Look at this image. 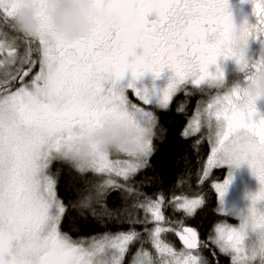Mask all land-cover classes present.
Listing matches in <instances>:
<instances>
[{"label":"snow or ice","instance_id":"snow-or-ice-1","mask_svg":"<svg viewBox=\"0 0 264 264\" xmlns=\"http://www.w3.org/2000/svg\"><path fill=\"white\" fill-rule=\"evenodd\" d=\"M93 2L92 31L66 42L51 31L43 15L46 0H31L37 30L9 40L8 30L16 32L13 17L23 0H0V264H125L133 246L130 264H212L204 250L217 264L216 251L230 257L231 264H264V211L257 208L264 201V118L253 121L254 103L244 100L239 89L208 100L182 132L189 138L207 129L211 154L203 177L225 164L238 168L247 163L257 178L261 187L250 196L246 213L237 214L238 225L216 223L202 240L183 218L166 217L163 190L153 198L134 186V178L150 167L155 151L153 140L160 125L154 110L167 111L173 97L189 88L224 87L217 61L230 58L225 43L236 29L228 0ZM251 2L258 20L241 26L250 37L254 27L264 32V5ZM177 13L186 17L183 26L173 24ZM151 15L155 19L149 21ZM213 34L221 36L220 44L208 43ZM137 49H142L140 55ZM214 64L213 74L208 69ZM165 69L173 76L162 90L136 86L145 74L151 73L155 80ZM126 73L132 80L127 89L117 91ZM129 92L143 106L133 103ZM108 122L137 133L131 150L116 153L124 159L100 152L92 139ZM83 140L89 141L90 150L81 159L77 144ZM54 162L75 172L83 184L79 201L73 204L81 215L102 224L125 213L129 224L144 225L143 232L130 227L87 239L64 232L67 206L57 194L61 169L53 172ZM89 174L102 179L93 181ZM231 181L229 172L222 184L213 185L226 217L230 214L223 202ZM111 191H119L132 203L110 210L106 198ZM168 203L192 218L205 201L176 195ZM169 234L178 237L180 249L168 240Z\"/></svg>","mask_w":264,"mask_h":264},{"label":"trees","instance_id":"trees-1","mask_svg":"<svg viewBox=\"0 0 264 264\" xmlns=\"http://www.w3.org/2000/svg\"><path fill=\"white\" fill-rule=\"evenodd\" d=\"M34 71H38V67ZM186 92L190 94L186 95ZM215 93L216 90L200 91L189 88L174 96L167 111L154 110L159 117L160 125L153 140L155 151L150 158V167L143 169L134 178V186L137 190L153 198L163 190L166 198L164 208L166 217L173 221L183 218L185 226L198 229L202 240L207 239L216 223L234 221L221 214L218 196L213 187V179L220 181L223 174L212 173L207 178L203 177V169L211 150L207 139V129L189 138H184L182 135L183 129L195 117L199 107ZM181 109L183 111H180ZM197 140L201 142L197 143ZM112 156H115V153ZM57 169H61L57 194L67 206V212L61 225L64 232L74 239H87L104 232L128 230L130 227L143 232L144 227L141 224L131 225L127 222L128 217L125 213L113 219H105L102 224L90 215L87 217L81 215L73 204L78 203L81 194L78 190L83 188V184L77 174L71 172L67 166L56 162L52 165V170L55 172ZM88 178L93 181L102 179V177L91 174ZM201 179L203 183H200ZM176 195H187L189 198L203 197L205 204L197 210L194 217L185 218L182 212L174 211L168 203ZM131 203V199L127 201L122 199L119 191H111L106 198V204L110 210H122L126 204ZM139 215L143 218L142 212ZM167 238L174 243L175 247H182L175 235L169 234ZM135 250L136 247L128 253L125 264H130ZM203 254L212 261V264H217L208 250H204ZM216 256L218 264H231L230 257L223 256L218 251H216Z\"/></svg>","mask_w":264,"mask_h":264},{"label":"clouds","instance_id":"clouds-1","mask_svg":"<svg viewBox=\"0 0 264 264\" xmlns=\"http://www.w3.org/2000/svg\"><path fill=\"white\" fill-rule=\"evenodd\" d=\"M43 15L47 18L49 27L55 35L66 42L85 38L93 29V20L96 19L93 0H46ZM186 17L177 13L173 24L183 26ZM39 26L35 13V6L31 0H23L13 17V27L16 32L24 35L33 34ZM251 26V25H249ZM250 41L242 27L235 29L227 38L225 47L236 63L237 71L243 73L244 83L237 88L244 100H251L256 108L257 102H264V59L251 60L249 53ZM222 42L219 34L210 35L208 43L217 45ZM261 53L264 54V39H260ZM239 61V62H237ZM137 133L134 129L113 123H105L93 136L97 149L107 154L119 151H128L133 147V140ZM77 148L80 158L83 159L89 152V141L78 142Z\"/></svg>","mask_w":264,"mask_h":264},{"label":"rangeland","instance_id":"rangeland-1","mask_svg":"<svg viewBox=\"0 0 264 264\" xmlns=\"http://www.w3.org/2000/svg\"><path fill=\"white\" fill-rule=\"evenodd\" d=\"M2 58L3 57L0 56V59H2ZM217 64L219 65L220 69L223 71V74H224V81H225L224 87L213 89V88L205 85L203 90H216V93L212 96V97H214L217 94H222L224 91H228V90L232 89L238 83L241 86H243L244 79H245L244 75H243V73H240L237 71L236 63L234 60L224 59L221 57V58H218ZM217 64L210 65L208 71L210 73H213V74L216 73ZM2 72H3V69H2V71H0V74H2ZM172 76H173V73L171 72V70H168V69H165L161 73L160 77L158 79H155V80L153 79V76L151 73H147V74H145V76L140 81L136 82V86L137 87H146L149 89H151L153 86H155L157 89L162 90L163 88H165L167 86V84L169 83V79ZM104 88H105V90H107V88L105 86H104ZM194 90H196V89H194ZM128 96H129V99L133 103H136L138 105L143 106L142 102L139 101L131 92L128 93ZM211 98H209L208 100H210ZM207 101H205L199 107V110H201V111L203 110V108L206 106ZM145 107H147V106H145ZM210 154H211V150L209 152V155ZM111 158L112 159H117V158L124 159L125 157H123L122 155L118 157L117 154L115 153V156L111 155ZM55 163L56 162H54L53 164H55ZM229 172H231V174H232V181L228 187L227 193L224 196L223 208L227 213L230 214L229 219H233L234 221L224 222V223L232 224L235 226V225H238V223H239V220L237 219V214H245L246 213L248 207L251 204L250 196L255 194L260 189L261 185L259 184L257 178L252 174V171L249 168L247 163L241 164L238 168L230 167L229 165L225 164L218 169H210L207 177H209L212 173L213 174L217 173L218 175L223 174L222 180L219 181V180L213 179L214 184H216V183L222 184L227 179ZM257 208L260 211H264V201H261L260 203H258ZM224 217H226V216H224ZM152 226H153L152 224L147 225V227H149V228H151ZM142 227H144V225H142ZM195 229L198 231V229L196 227H195ZM134 247H136V246H133L132 248H134ZM177 249H180V248H177Z\"/></svg>","mask_w":264,"mask_h":264},{"label":"flooded vegetation","instance_id":"flooded-vegetation-1","mask_svg":"<svg viewBox=\"0 0 264 264\" xmlns=\"http://www.w3.org/2000/svg\"><path fill=\"white\" fill-rule=\"evenodd\" d=\"M229 2V11L233 18V23L236 26L237 29H240L242 25H252L256 23L257 17L253 14V4L251 0H228ZM256 4L264 5V0H254ZM149 21H152L155 19L154 15H151L148 17ZM264 26V25H261ZM0 28H3L2 25H0ZM9 31L8 39L11 40L13 37H17V35H20L18 32H12ZM261 37L264 39V32H259L257 28H253L252 32V38L256 39L257 37ZM2 39V37H0ZM261 44L260 40L250 41L249 44V53L251 60L255 61L257 59H264V54L261 53ZM142 52V49H137L136 54L140 55ZM132 57H129V60L131 61ZM2 71V69H0ZM132 80L131 73H126L124 78L120 80L117 83L116 90L120 89H127V85ZM122 81V82H121ZM106 88L109 87V85H104ZM261 118H264V102H257L256 105V113L253 115L252 119L253 121H257Z\"/></svg>","mask_w":264,"mask_h":264},{"label":"water","instance_id":"water-1","mask_svg":"<svg viewBox=\"0 0 264 264\" xmlns=\"http://www.w3.org/2000/svg\"><path fill=\"white\" fill-rule=\"evenodd\" d=\"M180 242V241H179ZM181 243V242H180ZM182 245V244H181Z\"/></svg>","mask_w":264,"mask_h":264}]
</instances>
